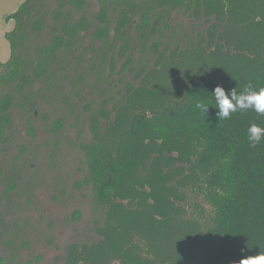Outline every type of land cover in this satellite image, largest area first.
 I'll return each mask as SVG.
<instances>
[{
    "label": "trees",
    "instance_id": "trees-1",
    "mask_svg": "<svg viewBox=\"0 0 264 264\" xmlns=\"http://www.w3.org/2000/svg\"><path fill=\"white\" fill-rule=\"evenodd\" d=\"M66 1L59 0L56 7L46 10L44 0L41 6L36 0H25L7 17L14 19L15 27L7 33L11 57L2 64L8 71L0 72L2 156L17 129L16 112L28 107L37 113L40 102L41 106L57 102L72 114L77 98L88 113L91 133L88 141L82 139L81 130L77 137L87 167L84 181L92 187L95 208L121 227L117 230L106 221L98 228L110 252L118 251L113 245L127 242L132 231L154 240L182 239L178 230L185 210L181 204L188 198L187 191L194 189L203 191L214 215L212 227L188 264H232L264 250V143L253 148L246 135L250 123L264 126V116L252 110L238 111L230 119L219 121L214 106L210 105L206 114L195 107L198 101L214 103L211 92L218 84L226 91L237 84L242 89L249 82L264 86V63H220L194 74L188 86L180 90L162 86L150 75L154 69L147 68L149 61L139 60L140 71L133 81L120 79L117 88L121 84L122 88L114 92L113 70L121 55L133 47L126 34L135 30L144 38L161 33L163 28H170L165 13L198 4L199 0H99V12L92 16L95 23L86 12L72 20L75 10H84L86 0H68L75 10H65ZM228 1L204 0L203 4L214 9ZM109 5L112 14H117L113 28ZM157 7L161 9L154 14ZM138 13L140 22L133 24ZM93 23L97 27L90 31ZM46 27H50L51 39L35 46L32 59L25 57L23 47L28 39L42 35ZM89 33V42L80 41ZM173 39L156 40L151 48L155 52L168 48ZM138 45L142 54L148 43L144 40ZM117 46L119 58L111 53ZM133 62L129 54L117 75L126 69L133 72ZM105 66L109 68L106 75L102 72ZM67 118L58 117L53 130L63 129ZM34 133L29 129L30 135ZM4 170L0 166V177ZM5 176L0 182L7 186L5 194L11 199L10 193H17L19 185L11 174ZM2 199L0 195L1 203ZM74 217L79 218L80 212ZM80 247L75 242L69 245L67 264H96ZM145 263L128 250L122 262Z\"/></svg>",
    "mask_w": 264,
    "mask_h": 264
},
{
    "label": "rangeland",
    "instance_id": "rangeland-1",
    "mask_svg": "<svg viewBox=\"0 0 264 264\" xmlns=\"http://www.w3.org/2000/svg\"><path fill=\"white\" fill-rule=\"evenodd\" d=\"M57 1L44 0L46 10L56 7ZM36 2L41 6V0ZM66 3L65 10H75L68 0ZM203 3L204 0H199L198 4L172 9L169 15L165 13L169 16L170 28H163L161 33L147 34L144 38L135 30L126 34L133 47L121 55L113 70L114 92L122 88V84L117 88L120 79L133 81L140 71L139 60L149 61L147 68L154 69L150 75L162 86L180 90L188 86L194 74L220 63H264V0H229L214 9L204 8ZM100 7L99 0H86L84 10H75L72 20H78L86 12L95 23L92 16L97 15ZM160 9L155 8L154 14ZM109 12L113 28L117 14H112L110 5ZM139 22L138 13L133 24ZM94 23L90 31L97 27ZM86 37L80 41L92 39L90 33ZM173 37L170 47L157 52L152 50L154 41L167 42ZM50 39V27H46L42 35H32L23 47L25 57L32 59L35 46ZM144 40L148 46L141 54L138 43ZM111 53L119 58L118 46ZM129 54L133 55L134 62L130 65L133 72L126 69L123 75H117ZM89 58L90 51L85 55L86 69ZM108 69L107 66L102 69L104 75L108 74ZM7 71L8 67L0 68L1 73ZM13 86V83L8 84L10 88ZM74 103L72 114L61 103L41 106L40 102L37 113L26 107L14 115L17 129L10 135L12 143L5 155L0 152V166L4 167L5 175L11 174L16 179L19 190L10 193L12 197L8 199L7 186L0 182V195L4 197L0 202V261L3 264H67V249L75 242L96 264H122L127 250L130 255L145 260V264H188L212 227L214 215L213 206L200 189L188 190V198L181 204L185 210L180 217L183 225L178 230L182 239L154 240L132 231L127 235V242L122 241L119 246L112 244L118 251H109L104 234L98 228L104 227L106 221L117 230L121 227L111 221L113 219H105L103 212L95 208L92 187L84 181L87 167L77 137L81 130L82 139H90L89 116L79 99L75 98ZM65 115L68 116L65 127L55 132L54 121ZM29 129H34L35 133L30 135ZM76 211L80 212L77 219Z\"/></svg>",
    "mask_w": 264,
    "mask_h": 264
},
{
    "label": "clouds",
    "instance_id": "clouds-1",
    "mask_svg": "<svg viewBox=\"0 0 264 264\" xmlns=\"http://www.w3.org/2000/svg\"><path fill=\"white\" fill-rule=\"evenodd\" d=\"M214 97L213 102L198 101L195 107L202 114L208 112L209 106L212 105L218 109L216 113L219 121L230 119L233 113L238 111L252 110L260 116H264V86L260 84L253 85L251 82L246 83L242 89L239 84L236 87L226 91L224 86L217 85L211 92ZM247 140L251 147L264 143V126L252 122L247 127ZM232 264H264V250L254 255L242 256L238 261Z\"/></svg>",
    "mask_w": 264,
    "mask_h": 264
},
{
    "label": "crops",
    "instance_id": "crops-1",
    "mask_svg": "<svg viewBox=\"0 0 264 264\" xmlns=\"http://www.w3.org/2000/svg\"><path fill=\"white\" fill-rule=\"evenodd\" d=\"M25 0H0V68L11 57V44L7 39V33L15 27L14 19L7 17L15 12Z\"/></svg>",
    "mask_w": 264,
    "mask_h": 264
}]
</instances>
